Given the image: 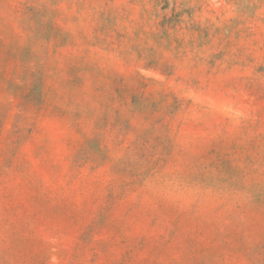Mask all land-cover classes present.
Instances as JSON below:
<instances>
[{"label": "rangeland", "instance_id": "rangeland-1", "mask_svg": "<svg viewBox=\"0 0 264 264\" xmlns=\"http://www.w3.org/2000/svg\"><path fill=\"white\" fill-rule=\"evenodd\" d=\"M0 264H264V0H0Z\"/></svg>", "mask_w": 264, "mask_h": 264}]
</instances>
